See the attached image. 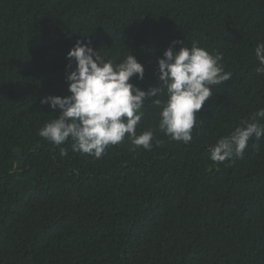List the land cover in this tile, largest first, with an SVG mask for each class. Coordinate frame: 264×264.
Segmentation results:
<instances>
[{
	"label": "trees",
	"instance_id": "obj_1",
	"mask_svg": "<svg viewBox=\"0 0 264 264\" xmlns=\"http://www.w3.org/2000/svg\"><path fill=\"white\" fill-rule=\"evenodd\" d=\"M77 40L117 63L131 51L145 91L174 40L222 53L232 76L213 86L189 143L158 129L162 106L146 97L136 132L162 143L125 139L97 159L39 135L59 115L41 99L70 95ZM259 42L264 0H0V264H264V137L242 157L210 158L264 108Z\"/></svg>",
	"mask_w": 264,
	"mask_h": 264
},
{
	"label": "clouds",
	"instance_id": "obj_2",
	"mask_svg": "<svg viewBox=\"0 0 264 264\" xmlns=\"http://www.w3.org/2000/svg\"><path fill=\"white\" fill-rule=\"evenodd\" d=\"M177 45H179L177 47ZM259 61L258 75H264V42L255 46ZM66 82L70 95H48L42 104L59 110V115L40 129L39 135L60 146L69 139L74 152H82L95 158L102 157L107 148L127 139L135 148L151 150L155 139L154 129L136 132L142 121L145 98L162 106L158 129L173 141L189 143L193 129L198 127V115L205 101L213 95L212 88L231 79L220 63L222 53L209 52L193 40L190 46L174 40L164 50L158 62V86L147 91L131 82L134 75L144 79L145 68L131 53L122 62L105 60L98 50L77 40L67 53ZM75 67L71 71L72 62ZM166 90V100L158 97ZM264 108L258 109L251 122L237 126L229 135L221 137L210 146L213 162H224L235 155L242 157L250 139L264 137ZM61 155L67 149L61 148Z\"/></svg>",
	"mask_w": 264,
	"mask_h": 264
}]
</instances>
